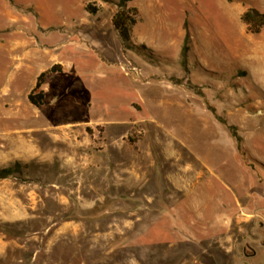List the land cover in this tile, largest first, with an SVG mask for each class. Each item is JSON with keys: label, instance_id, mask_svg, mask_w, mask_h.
<instances>
[{"label": "rangeland", "instance_id": "374dc122", "mask_svg": "<svg viewBox=\"0 0 264 264\" xmlns=\"http://www.w3.org/2000/svg\"><path fill=\"white\" fill-rule=\"evenodd\" d=\"M116 2L3 0L12 15L0 36L28 21L55 35L39 36L47 47L32 64L45 74L42 106L29 101L41 75L10 83L18 65L10 55L24 50L9 45L0 64V170L22 166L0 181V264H257L252 251L264 264V31L243 22L250 7L264 13V0H134L137 48L128 51L112 24ZM83 17L102 44L121 42L115 69L77 70L69 46L96 42L91 30L76 34ZM54 58L67 69H50ZM113 90L130 94L121 102ZM62 102L76 108L74 133L92 151L82 169L94 174L73 176L61 159H47L46 134L63 122L49 114ZM27 142L40 151L28 157ZM105 145L115 162L109 175L95 164Z\"/></svg>", "mask_w": 264, "mask_h": 264}, {"label": "crops", "instance_id": "0c3cea01", "mask_svg": "<svg viewBox=\"0 0 264 264\" xmlns=\"http://www.w3.org/2000/svg\"><path fill=\"white\" fill-rule=\"evenodd\" d=\"M40 5H42V2L40 3ZM12 13L8 11L7 7H5V4L3 3V0H0V29H2L4 26V21L3 18L4 17H11ZM44 16V14H43ZM42 16V17H43ZM8 20H12L9 19ZM82 21H80L78 27L76 29V34L79 35V37L83 36V34H85V36H87V34H89L88 31L91 30V32L94 34L97 33L95 28H91V26H93L95 23L94 21H92L90 18L87 17H83L81 19ZM23 21L22 20H19ZM28 23L27 25H21V27L16 30L15 32H13L9 37H4V36H0V64L3 61L4 58V53L5 51H7L8 46H12L14 51L17 50H24L23 54H15V55H10L11 56V60L12 62H18V65L15 67V69L11 72L10 74V83L11 85H19L23 82L24 79V74L26 73H30L32 76L34 75H42V74H38V73H34V68L32 66L33 62H35L37 59L41 58L43 52L46 50L47 45H43L41 44V40L39 38V36L45 35L46 37L51 36V35H55V33H52L50 35H47L43 32H40L36 25L34 24V22L28 21L26 22ZM41 26L43 28H47L44 27L42 25L41 22ZM94 27V26H93ZM90 28V29H89ZM61 29V28H60ZM65 29H67L68 31V27H66ZM87 32V34H86ZM93 38L95 39V34L93 35ZM102 38H100V36H98L96 40V42L94 44H90V48L88 47V44L90 42H94L90 41V38H88V42H74L73 46H69V47H75V55H76V61H77V65H78V71H82V70H91L94 69V66H96V64L98 63H102V66L106 65L107 68H109L108 70H112V68H116L117 65L122 61L123 56H122V48H121V42H114L115 43V48L109 47L108 45H104L101 42ZM54 41V40H53ZM82 41V39H81ZM5 42V43H4ZM12 42V43H11ZM68 41L62 42L61 41V46H66V48H68L67 44ZM60 44V43H59ZM68 44H72V42L68 43ZM58 46V45H57ZM12 50V51H13ZM27 50V51H25ZM24 63V64H23ZM50 69L52 68L53 65L55 64H61L64 66L63 70H66L67 67L62 64V62L59 59H53L52 62L50 63ZM93 65V66H92ZM114 68V69H115ZM113 69V70H114ZM47 73V72H46ZM6 78H8L6 76ZM21 79V81H20ZM3 87V75L0 74V90H2ZM60 89L54 91V96L53 99L59 98L61 96L60 94ZM114 91V95H115V99H118L119 101L121 100V102H125L126 100V96H128L130 94H126L123 93L122 91ZM48 92V91H47ZM46 92V94H47ZM51 93V92H48ZM59 110H53L52 112H50L49 116L56 115L59 116V118L62 119V123H60L57 127L58 129H56L55 133L53 134V136H49L48 134L47 137L50 139V146H52L53 143H51V139H55L56 143L53 144L56 145L54 147V149H52L50 146L45 147V153L49 154V157H47L49 163H51V165L57 163L56 158H59L63 161V166H61L59 163V166H61L62 172H64L63 167L66 168L69 172V174H72L73 176L76 175L77 172H81V174H94L93 172H89V170H83L82 168H86L88 167L89 164L84 163L82 164V160H83V154L88 153V152H92L86 149H89L87 146H84L85 144L81 143L78 138L77 135H75L74 133V128L80 126V123H75L72 120V114L74 113V111H76V108L74 107H69L67 105L64 104V102H62L59 105ZM120 109V108H117ZM35 119V118H34ZM34 119H29L27 121V123L31 120ZM3 124L2 120L0 119V125ZM83 126V125H82ZM31 131L32 133H35L37 130H28ZM45 134V132H43ZM21 149H23L25 146H27V153H28V157L34 155L35 153H37L38 151H40L39 149H37L36 143L35 142H27L26 145L21 144L20 145ZM109 148L108 146H103L100 149H98L97 151H94V153L97 154V158L95 160V164L97 165V169L100 168V166L103 168L104 173L106 172L107 175L112 173H115V162L114 161H110V152H109ZM84 152V153H83ZM112 158V157H111ZM94 166V165H93ZM111 169V170H110ZM73 178V177H72ZM112 189H114L112 186H110ZM164 190V189H163ZM113 192V190H112ZM110 193V192H109ZM111 194H109L110 196ZM108 196V199L106 198V200H110V197ZM127 201H131L132 200H127ZM166 202V200H163L162 202ZM101 203L98 202L95 204L96 206H99ZM103 204V203H102ZM78 218L75 217V219H72V221L77 220ZM175 221L177 220V222H183V220L178 216L176 219L173 218ZM237 245V244H235ZM217 248L219 249V251L222 254H227L228 252H226L225 250H223L221 247L217 246ZM232 249V248H231ZM228 251V249H227ZM243 255V254H242Z\"/></svg>", "mask_w": 264, "mask_h": 264}, {"label": "trees", "instance_id": "16d2710c", "mask_svg": "<svg viewBox=\"0 0 264 264\" xmlns=\"http://www.w3.org/2000/svg\"><path fill=\"white\" fill-rule=\"evenodd\" d=\"M12 1V0H10ZM134 0H118L116 2L117 12L112 19L113 27L122 41L125 51L133 50L137 48L132 43L131 30L136 24V11L128 9L127 4ZM86 11L89 14L95 15L99 9L94 4H89L86 7ZM243 22L247 25L249 32L253 34H258L264 31V13L259 10L250 7L243 17ZM190 35L186 37L185 45L181 51V59L187 61L188 53L190 49ZM144 49V48H140ZM57 68H53L51 73H55ZM45 74H42L39 81L33 90L32 94L29 96V101L39 107L43 105L44 102V91L41 90L43 83V78ZM239 144L242 142L241 138L237 137ZM17 175H22V166L16 164L12 167L0 170V181L13 178Z\"/></svg>", "mask_w": 264, "mask_h": 264}, {"label": "flooded vegetation", "instance_id": "af4514ba", "mask_svg": "<svg viewBox=\"0 0 264 264\" xmlns=\"http://www.w3.org/2000/svg\"><path fill=\"white\" fill-rule=\"evenodd\" d=\"M247 250H250L248 246L245 247L244 255H246L247 257H249V255H247V254H248ZM252 253H253L252 258H254L253 261L258 262L257 264H261V263H260V257H261V256H259L258 253H255V252H253V251H252ZM257 259H258V261H257Z\"/></svg>", "mask_w": 264, "mask_h": 264}]
</instances>
